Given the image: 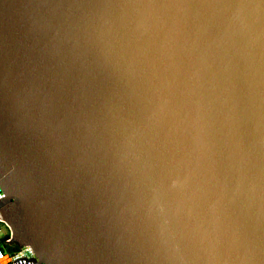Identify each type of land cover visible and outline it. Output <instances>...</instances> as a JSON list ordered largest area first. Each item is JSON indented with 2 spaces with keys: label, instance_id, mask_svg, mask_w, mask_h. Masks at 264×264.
I'll return each mask as SVG.
<instances>
[{
  "label": "water",
  "instance_id": "95a60500",
  "mask_svg": "<svg viewBox=\"0 0 264 264\" xmlns=\"http://www.w3.org/2000/svg\"><path fill=\"white\" fill-rule=\"evenodd\" d=\"M0 190L18 264H264V0H0Z\"/></svg>",
  "mask_w": 264,
  "mask_h": 264
},
{
  "label": "built area",
  "instance_id": "2783aa9c",
  "mask_svg": "<svg viewBox=\"0 0 264 264\" xmlns=\"http://www.w3.org/2000/svg\"><path fill=\"white\" fill-rule=\"evenodd\" d=\"M0 195L3 194L0 190ZM0 264H18L17 261L23 258H31L32 251L28 247L18 248L16 245L9 248V230L7 226L0 220ZM6 231V234H3ZM14 248V249H13Z\"/></svg>",
  "mask_w": 264,
  "mask_h": 264
},
{
  "label": "rangeland",
  "instance_id": "374dc122",
  "mask_svg": "<svg viewBox=\"0 0 264 264\" xmlns=\"http://www.w3.org/2000/svg\"><path fill=\"white\" fill-rule=\"evenodd\" d=\"M0 226H2V225H0ZM3 234H6V231H3ZM13 245L14 244H8L9 248H12Z\"/></svg>",
  "mask_w": 264,
  "mask_h": 264
},
{
  "label": "snow or ice",
  "instance_id": "6c2138e0",
  "mask_svg": "<svg viewBox=\"0 0 264 264\" xmlns=\"http://www.w3.org/2000/svg\"><path fill=\"white\" fill-rule=\"evenodd\" d=\"M3 197H2V195H0V199H2Z\"/></svg>",
  "mask_w": 264,
  "mask_h": 264
},
{
  "label": "flooded vegetation",
  "instance_id": "af4514ba",
  "mask_svg": "<svg viewBox=\"0 0 264 264\" xmlns=\"http://www.w3.org/2000/svg\"><path fill=\"white\" fill-rule=\"evenodd\" d=\"M14 246V245H13Z\"/></svg>",
  "mask_w": 264,
  "mask_h": 264
},
{
  "label": "trees",
  "instance_id": "16d2710c",
  "mask_svg": "<svg viewBox=\"0 0 264 264\" xmlns=\"http://www.w3.org/2000/svg\"><path fill=\"white\" fill-rule=\"evenodd\" d=\"M14 249V248H13Z\"/></svg>",
  "mask_w": 264,
  "mask_h": 264
}]
</instances>
